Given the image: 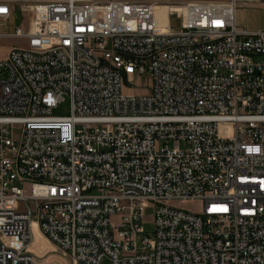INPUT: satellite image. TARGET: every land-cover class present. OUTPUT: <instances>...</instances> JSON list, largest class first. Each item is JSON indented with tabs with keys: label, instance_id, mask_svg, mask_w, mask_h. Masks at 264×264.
<instances>
[{
	"label": "built area",
	"instance_id": "1",
	"mask_svg": "<svg viewBox=\"0 0 264 264\" xmlns=\"http://www.w3.org/2000/svg\"><path fill=\"white\" fill-rule=\"evenodd\" d=\"M240 6L264 0H0L29 15L0 33L22 41L0 59V264H264V28Z\"/></svg>",
	"mask_w": 264,
	"mask_h": 264
},
{
	"label": "rangeland",
	"instance_id": "2",
	"mask_svg": "<svg viewBox=\"0 0 264 264\" xmlns=\"http://www.w3.org/2000/svg\"><path fill=\"white\" fill-rule=\"evenodd\" d=\"M29 20V15L27 13H23L19 10L12 14V18L10 21L6 23H2L0 21V33H13L18 25L27 26ZM172 23L176 25V18H172ZM236 24L239 28L246 30H258L264 28V7L263 6H240L236 10ZM22 41L15 38H0V58L2 57L3 51L6 47L14 46L20 44ZM151 83V78L148 74L138 75L134 78L133 86L137 88L128 90L126 87V91H145L149 89V85ZM69 101L67 100L61 105V108L57 110V113L67 114L69 113ZM178 206H181L184 209L199 212L200 211V203L199 202H178L176 203ZM144 227L146 232H153V222H152V212L148 211L144 217ZM40 233V232H39ZM42 236V234L40 233ZM44 244L38 247L39 251L48 252L54 249L53 245L48 242L43 236ZM43 254V253H42ZM40 254V255H42ZM53 257L52 264H68V258L61 255L59 251L57 252H49L45 254V257Z\"/></svg>",
	"mask_w": 264,
	"mask_h": 264
},
{
	"label": "crops",
	"instance_id": "3",
	"mask_svg": "<svg viewBox=\"0 0 264 264\" xmlns=\"http://www.w3.org/2000/svg\"><path fill=\"white\" fill-rule=\"evenodd\" d=\"M17 10H19L18 8H15L14 9V11H13V13L15 14V12H17ZM20 11V10H19ZM11 18H12V16H11ZM10 18V19H11ZM10 19L9 20H0V21H2V23H8L9 21H10ZM11 47L12 46H9V47H6L5 49H4V51H3V54H2V57L1 58H4L6 55H7V53H8V51L11 49ZM0 58V59H1ZM35 232V237H34V241H33V243H32V245L30 246V250H32V251H34V252H36V253H38V254H42L43 252L42 251H39L38 250V247L40 246V245H42V244H44V239L42 238V236L40 235V233L39 232H37V231H34Z\"/></svg>",
	"mask_w": 264,
	"mask_h": 264
},
{
	"label": "bare ground",
	"instance_id": "4",
	"mask_svg": "<svg viewBox=\"0 0 264 264\" xmlns=\"http://www.w3.org/2000/svg\"><path fill=\"white\" fill-rule=\"evenodd\" d=\"M160 17H163L162 15H160ZM34 231H37V232H39L38 230H37V228H35V230ZM33 243V242H32ZM32 245V244H31ZM32 251V250H31Z\"/></svg>",
	"mask_w": 264,
	"mask_h": 264
}]
</instances>
